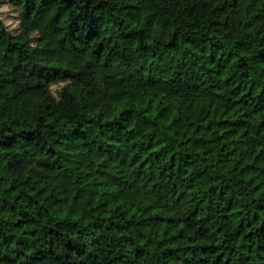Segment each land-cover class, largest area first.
I'll use <instances>...</instances> for the list:
<instances>
[{"label": "trees", "instance_id": "16d2710c", "mask_svg": "<svg viewBox=\"0 0 264 264\" xmlns=\"http://www.w3.org/2000/svg\"><path fill=\"white\" fill-rule=\"evenodd\" d=\"M0 264H264V0H0Z\"/></svg>", "mask_w": 264, "mask_h": 264}, {"label": "rangeland", "instance_id": "374dc122", "mask_svg": "<svg viewBox=\"0 0 264 264\" xmlns=\"http://www.w3.org/2000/svg\"><path fill=\"white\" fill-rule=\"evenodd\" d=\"M2 10L7 21L13 26V28H18V17L14 9L8 3L5 2L2 4ZM15 31L18 32V29H15ZM118 83L121 87L131 83L138 84L143 87L148 86L143 75H139L135 78L124 79L121 81L118 80Z\"/></svg>", "mask_w": 264, "mask_h": 264}]
</instances>
